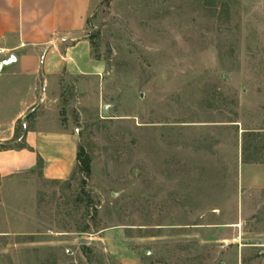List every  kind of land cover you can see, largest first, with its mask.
Segmentation results:
<instances>
[{"label":"rangeland","instance_id":"374dc122","mask_svg":"<svg viewBox=\"0 0 264 264\" xmlns=\"http://www.w3.org/2000/svg\"><path fill=\"white\" fill-rule=\"evenodd\" d=\"M87 34L104 75L27 123L91 172L0 175V264H264V0H94Z\"/></svg>","mask_w":264,"mask_h":264},{"label":"crops","instance_id":"0c3cea01","mask_svg":"<svg viewBox=\"0 0 264 264\" xmlns=\"http://www.w3.org/2000/svg\"><path fill=\"white\" fill-rule=\"evenodd\" d=\"M94 0H0V145L15 143L26 113L72 79H98L106 64L96 59L87 34ZM43 105V106H44ZM40 106L36 109L38 110ZM35 110V111H36ZM33 114V113H32ZM54 128H46L47 122ZM25 135V147L0 150V175L11 176L43 166L48 180L69 179L78 163V134L47 116H39ZM253 166L244 190L264 189V176ZM253 168V169H252ZM257 168V167H256ZM240 184V183H239Z\"/></svg>","mask_w":264,"mask_h":264},{"label":"trees","instance_id":"16d2710c","mask_svg":"<svg viewBox=\"0 0 264 264\" xmlns=\"http://www.w3.org/2000/svg\"><path fill=\"white\" fill-rule=\"evenodd\" d=\"M91 44H92V48L94 45L93 39L95 38V36L93 34L89 35ZM92 53H93V49H92ZM94 57L96 59H101V57L99 55H95L93 53ZM33 115L31 114L30 116L27 117V119L31 118ZM27 129H30V126L28 124H26ZM24 128H25V124L20 121V123L18 124L17 128H16V134H15V138L14 139H18L24 132ZM25 137L22 139V141L15 143L13 145L10 144H1L0 145V150L1 149H5V148H23L25 147V143H24ZM77 169H79V171L81 173H85V174H90L91 172V157L88 155V153L86 152L85 148L81 145H79L78 148V153H77ZM245 163H264V157L262 159H256L254 161H249L246 160L244 161ZM43 166V161L41 158L38 159V169L40 170V173H42L41 168ZM57 181V180H56Z\"/></svg>","mask_w":264,"mask_h":264},{"label":"water","instance_id":"95a60500","mask_svg":"<svg viewBox=\"0 0 264 264\" xmlns=\"http://www.w3.org/2000/svg\"><path fill=\"white\" fill-rule=\"evenodd\" d=\"M40 104H41V101L37 104V105H35L34 107H32L27 113H26V116L25 117H28V116H30L39 106H40ZM107 106H104V108H103V112L104 113H107ZM28 132V129H27V126H26V123H25V128H24V132H23V134L16 140V141H14L13 143H16V142H20V141H22V139L25 137V135H26V133ZM263 253H264V251H263Z\"/></svg>","mask_w":264,"mask_h":264},{"label":"built area","instance_id":"2783aa9c","mask_svg":"<svg viewBox=\"0 0 264 264\" xmlns=\"http://www.w3.org/2000/svg\"><path fill=\"white\" fill-rule=\"evenodd\" d=\"M0 51H1V52H5V49H1Z\"/></svg>","mask_w":264,"mask_h":264}]
</instances>
